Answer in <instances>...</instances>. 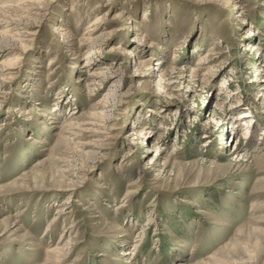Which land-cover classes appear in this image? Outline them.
<instances>
[{"label":"rangeland","instance_id":"rangeland-1","mask_svg":"<svg viewBox=\"0 0 264 264\" xmlns=\"http://www.w3.org/2000/svg\"><path fill=\"white\" fill-rule=\"evenodd\" d=\"M21 1L0 0V264H264V0Z\"/></svg>","mask_w":264,"mask_h":264},{"label":"bare ground","instance_id":"bare-ground-1","mask_svg":"<svg viewBox=\"0 0 264 264\" xmlns=\"http://www.w3.org/2000/svg\"><path fill=\"white\" fill-rule=\"evenodd\" d=\"M111 2V1H110ZM49 3H51V1L50 0H22L18 5H17V11H19V12H23V13H25L26 15H36L37 13H39V11L40 10H42V9H45V8H47V6L49 5ZM27 11H31V12H29V13H27ZM31 13H33V14H31ZM16 16H18V15H16ZM22 18H23V20H24V18L25 17H22V16H18V22L16 23V26H19V25H23L24 26V24H22V22H20V21H22ZM67 18V17H66ZM15 20V19H14ZM27 20V19H26ZM113 20H116L115 18L113 19ZM26 22V21H25ZM104 24V21L101 19V18H99V20H97L96 22H95V27L90 31L91 33H93V34H90L89 36V38L88 39H81L82 41H77L76 43H78V44H81V43H84V42H89V43H91V45H95L99 40H100V37L99 36H96V32H99V31H103L104 30V28H103V25ZM106 24V23H105ZM104 24V25H105ZM19 28V27H18ZM71 29V28H70ZM91 29V28H90ZM22 31V29H15V34H12L11 33V35H10V37H15V36H19V33L18 32H16V31ZM56 32L58 33V35L63 39V40H66L67 38H69L70 37V31L67 29V28H65V27H58L57 29H56ZM101 33V32H100ZM88 35V34H87ZM98 35V34H97ZM72 36V35H71ZM85 37V36H84ZM88 37V36H87ZM122 38V37H121ZM73 39V38H72ZM70 40V39H69ZM141 40H146V37H145V35H143V37H141ZM72 41H74V39L73 40H70L69 42H72ZM73 43H75V42H73ZM118 44V43H117ZM116 44V45H117ZM257 48H256V45H250V46H248L247 48H246V50H248V51H252V50H256ZM110 52L111 53H118V52H121L122 54V56H128V57H131V58H133V60H134V63H135V66H137V67H141V65H142V62H139V60L137 59V55H135L131 50H129V49H123L122 47H120V46H112L111 47V49H110ZM89 54H91V55H94V54H97V44L95 45V47H93V48H91V50L89 51ZM90 56V55H89ZM210 57H212V54L211 53H209L208 55H206L205 57H202V58H200V60H199V62L197 63V65L198 66H207V65H209L210 64V61L212 60V58H210ZM210 58V59H209ZM209 59V60H208ZM144 64V63H143ZM159 64H161V60L160 61H158L157 62V64L156 65H159ZM176 64V63H175ZM162 65V64H161ZM87 66H89V63L87 62V60L85 61V65H83L82 66V68H86ZM143 66V65H142ZM113 68H111V67H109V66H104V67H101L100 69H98V72L97 73H95V74H93V75H91V77H93V78H98L99 79V81H101L102 79H104V77L105 76H107V75H111L110 77H113V75L115 76L116 74H118L117 73V71L119 70H116V71H113L112 70ZM136 71H138V69L136 70ZM256 74H260V70H258V72H256ZM110 77H108V78H110ZM105 79H106V77H105ZM164 79V75H160V80L162 81ZM78 80V79H77ZM165 80V79H164ZM119 82H120V78H118V80H116L115 81V83H113V86H111V87H113V88H115V90H116V93L114 92V93H112L111 91H109V92H111L112 94H109V97L110 98H115V99H117V98H120V96L121 95H117V93H119L118 92V85H119ZM96 84V83H95ZM166 88H165V86L164 87H162L161 86V88H160V90L161 91H163L164 92V90H165ZM261 89H262V87H261ZM114 100V99H113ZM119 100V99H118ZM112 107V106H111ZM110 107L109 106H106L105 107V109H109ZM247 112H245V113H241L240 115H243L244 117L245 116H247V115H245ZM104 115V114H103ZM240 115H238V118H237V121H240L243 117H241ZM248 117L249 118H251L250 117V115L248 114ZM104 118L106 119L107 117L104 115ZM249 121V122H248ZM245 122L246 123H243L245 126H244V129H242V131L240 132V135H239V137H238V139L239 140H245L247 137H248V132H246V131H248L245 127H247V128H250V119H246L245 120ZM151 133V132H150ZM131 135L133 136V135H135V133L134 132H132L131 133ZM234 150H237L236 148H234ZM64 206L66 205V203H64L63 204ZM66 211V209H64V208H62V209H60L59 211H57V213L56 214H61V213H63V212H65ZM56 249L55 250H53V252H59V251H61V249L60 248H57V247H55ZM134 251L135 250H132V251H128V252H126L125 253V255H134Z\"/></svg>","mask_w":264,"mask_h":264}]
</instances>
